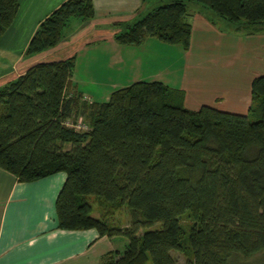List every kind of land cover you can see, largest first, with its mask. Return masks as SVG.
Returning a JSON list of instances; mask_svg holds the SVG:
<instances>
[{"label": "trees", "instance_id": "16d2710c", "mask_svg": "<svg viewBox=\"0 0 264 264\" xmlns=\"http://www.w3.org/2000/svg\"><path fill=\"white\" fill-rule=\"evenodd\" d=\"M149 1L135 19L111 24L117 44L153 38L187 51L189 4L237 31L264 27V0ZM17 8L18 0H0V37ZM93 15L91 0H64L38 23L23 56L55 47L70 20ZM74 64V56L37 62L0 86V169L18 182L63 172L56 227L126 239L99 264H179L174 251L185 264H264V72L252 80L242 115L189 110L185 93L161 82L86 103L71 86ZM77 109L86 130L66 125Z\"/></svg>", "mask_w": 264, "mask_h": 264}, {"label": "crops", "instance_id": "0c3cea01", "mask_svg": "<svg viewBox=\"0 0 264 264\" xmlns=\"http://www.w3.org/2000/svg\"><path fill=\"white\" fill-rule=\"evenodd\" d=\"M63 1L18 0L16 14L0 37V86L30 65L73 46V52L63 58L75 57L71 86L90 102H104L112 91L132 83L161 82L182 90L184 106L189 110L208 105L220 111L246 114L251 101L250 85L257 76L247 77V86L241 89L238 84L242 82L234 72L223 74V70L211 64L216 63L215 59L193 58L196 40L203 42V48L218 43V29L200 12L191 15L194 18L190 21L192 35L187 51L153 38L129 47L113 40L117 30L111 24L130 22L146 6L141 0H91L94 15L85 26L93 34L89 32L83 38L86 28L81 29L83 24L79 23L55 47L24 57L38 23ZM209 71H214V75ZM90 89L92 93L85 92ZM63 180V174L56 172L30 182H18L0 169V264H99L101 256L115 248L113 237H99L93 228L56 227L54 198Z\"/></svg>", "mask_w": 264, "mask_h": 264}, {"label": "rangeland", "instance_id": "374dc122", "mask_svg": "<svg viewBox=\"0 0 264 264\" xmlns=\"http://www.w3.org/2000/svg\"><path fill=\"white\" fill-rule=\"evenodd\" d=\"M160 3L157 0H151L147 4V6H157ZM195 11V12H194ZM200 12L203 18L208 19L211 24H214L217 30V39L218 43L212 46H205L202 47L203 42L200 40L196 44L193 45L192 56L195 60H197L201 56H207L208 58L215 59V62L211 61V64L217 66L219 70H223V74H228L230 72H234L236 78L240 79L242 84H238L241 89H243L246 85L247 86V77H251L253 75L261 76L264 72V27L260 30H255V28H250L247 30L237 31L236 26L215 17L210 11L195 5L189 4V13L191 15L197 14ZM192 18L190 17V21L192 22ZM76 22V23H75ZM89 22V21H88ZM87 22V23H88ZM190 22V23H191ZM81 23L77 19H72L69 22V26H66L63 30L64 35L68 32V30H72L74 28H78V24ZM87 23H83L80 26L81 29H85V34L82 35L83 38L89 36L88 33L90 28L86 27ZM86 25V26H85ZM252 32V33H249ZM93 34L92 32L90 35ZM81 38V35L78 36ZM63 41V40H62ZM61 41V42H62ZM68 46V45H66ZM73 52V46H68L66 48H62L58 51L59 55H50L46 60H41V62H49V61H56L57 59H63L66 55H69ZM232 63V66L230 63ZM231 66V67H230ZM209 73L214 75V71ZM221 76V74H219ZM214 78V76H213ZM241 85V86H240ZM249 85V83H248ZM117 87V86H116ZM91 88V87H89ZM113 89V88H112ZM110 89V91L112 90ZM175 89V88H173ZM93 89L85 91L86 93H92ZM80 94V93H79ZM81 95V94H80ZM95 99V98H92ZM81 101H85L86 103H90V101L86 100L84 97H80ZM99 102L100 100H93ZM81 110L77 109L72 112V118L75 119L73 124L66 123L67 126H78L75 130H86V121L87 115L86 113H80ZM64 173L61 172V175ZM97 205L94 203L92 208L93 212L91 213L92 216H96L97 214ZM121 217V215H120ZM189 220H184V223H188ZM161 223H155L149 228H158L160 227ZM113 244L115 248H121L126 242L124 236L116 235L113 236ZM173 255L177 258L179 264H185V257L182 253L177 251L173 252ZM264 255V254H263ZM259 256H262L260 254Z\"/></svg>", "mask_w": 264, "mask_h": 264}, {"label": "built area", "instance_id": "2783aa9c", "mask_svg": "<svg viewBox=\"0 0 264 264\" xmlns=\"http://www.w3.org/2000/svg\"><path fill=\"white\" fill-rule=\"evenodd\" d=\"M78 128V126H74V129H77Z\"/></svg>", "mask_w": 264, "mask_h": 264}]
</instances>
